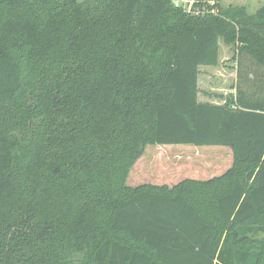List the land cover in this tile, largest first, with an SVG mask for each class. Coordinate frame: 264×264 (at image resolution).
<instances>
[{"label": "trees", "instance_id": "16d2710c", "mask_svg": "<svg viewBox=\"0 0 264 264\" xmlns=\"http://www.w3.org/2000/svg\"><path fill=\"white\" fill-rule=\"evenodd\" d=\"M198 1L0 0V264H264V3ZM221 40L236 91L200 101ZM180 144L233 163L127 183Z\"/></svg>", "mask_w": 264, "mask_h": 264}, {"label": "rangeland", "instance_id": "374dc122", "mask_svg": "<svg viewBox=\"0 0 264 264\" xmlns=\"http://www.w3.org/2000/svg\"><path fill=\"white\" fill-rule=\"evenodd\" d=\"M263 3L264 0H220L222 6L243 5L251 13ZM220 43L219 65L200 68V101L223 103L226 94L236 91L238 61L233 58L234 49L222 40ZM247 61L244 60L243 69L248 65ZM232 163L233 153L227 146L148 145L133 166L127 183L131 186L145 183L173 186L187 178L205 180L221 175Z\"/></svg>", "mask_w": 264, "mask_h": 264}, {"label": "built area", "instance_id": "2783aa9c", "mask_svg": "<svg viewBox=\"0 0 264 264\" xmlns=\"http://www.w3.org/2000/svg\"><path fill=\"white\" fill-rule=\"evenodd\" d=\"M174 4L178 7L183 8L186 12L199 15L203 13L204 7L201 9L196 4L199 2L198 0H173ZM204 2H208L210 4H215L216 0H204ZM212 12L216 13L217 10L213 9Z\"/></svg>", "mask_w": 264, "mask_h": 264}]
</instances>
